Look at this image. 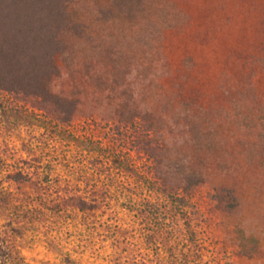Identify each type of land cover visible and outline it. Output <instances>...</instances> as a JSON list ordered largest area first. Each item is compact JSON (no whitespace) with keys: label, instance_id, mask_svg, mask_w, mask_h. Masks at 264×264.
<instances>
[{"label":"rangeland","instance_id":"obj_1","mask_svg":"<svg viewBox=\"0 0 264 264\" xmlns=\"http://www.w3.org/2000/svg\"><path fill=\"white\" fill-rule=\"evenodd\" d=\"M73 5L86 31L50 85L73 121L0 90V159L29 174L0 184L11 255L264 264V0Z\"/></svg>","mask_w":264,"mask_h":264},{"label":"trees","instance_id":"obj_2","mask_svg":"<svg viewBox=\"0 0 264 264\" xmlns=\"http://www.w3.org/2000/svg\"><path fill=\"white\" fill-rule=\"evenodd\" d=\"M74 0H0V90L22 99L39 102L62 123L75 118L79 100L52 92L50 85L60 73L57 58L66 63L67 39L81 37L86 28L77 18ZM11 160L0 159V184L18 183L29 178L20 166L13 169ZM6 181V182H5ZM83 212L96 209L85 200ZM12 244L0 238V264H19Z\"/></svg>","mask_w":264,"mask_h":264}]
</instances>
